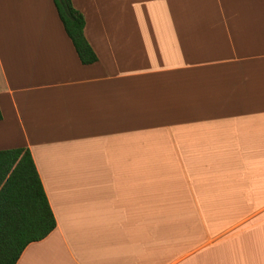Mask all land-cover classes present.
<instances>
[{
	"label": "crops",
	"instance_id": "crops-1",
	"mask_svg": "<svg viewBox=\"0 0 264 264\" xmlns=\"http://www.w3.org/2000/svg\"><path fill=\"white\" fill-rule=\"evenodd\" d=\"M0 0V150L57 228L17 264H264V0Z\"/></svg>",
	"mask_w": 264,
	"mask_h": 264
},
{
	"label": "trees",
	"instance_id": "trees-1",
	"mask_svg": "<svg viewBox=\"0 0 264 264\" xmlns=\"http://www.w3.org/2000/svg\"><path fill=\"white\" fill-rule=\"evenodd\" d=\"M80 61L98 57L85 34V19L72 0H53ZM3 115L0 109V120ZM57 228L31 152L25 148L0 150V264H17L25 248Z\"/></svg>",
	"mask_w": 264,
	"mask_h": 264
}]
</instances>
